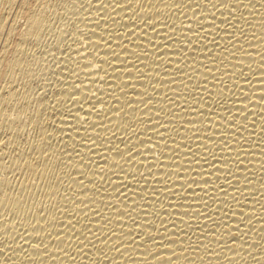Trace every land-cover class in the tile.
Instances as JSON below:
<instances>
[{
	"label": "bare ground",
	"instance_id": "1",
	"mask_svg": "<svg viewBox=\"0 0 264 264\" xmlns=\"http://www.w3.org/2000/svg\"><path fill=\"white\" fill-rule=\"evenodd\" d=\"M0 40V264H264V0H0Z\"/></svg>",
	"mask_w": 264,
	"mask_h": 264
},
{
	"label": "rangeland",
	"instance_id": "2",
	"mask_svg": "<svg viewBox=\"0 0 264 264\" xmlns=\"http://www.w3.org/2000/svg\"><path fill=\"white\" fill-rule=\"evenodd\" d=\"M18 2H20L21 0H17ZM22 24V23H21ZM20 23H19V26H22ZM1 42H0V51H1V47H2V40H0ZM43 42H45V40L44 41H42V43L40 44L41 46L42 45H44V43ZM46 43V42H45ZM41 46H39V47H41Z\"/></svg>",
	"mask_w": 264,
	"mask_h": 264
}]
</instances>
